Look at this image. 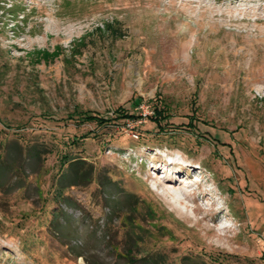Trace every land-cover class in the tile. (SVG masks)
<instances>
[{"label": "rangeland", "instance_id": "obj_1", "mask_svg": "<svg viewBox=\"0 0 264 264\" xmlns=\"http://www.w3.org/2000/svg\"><path fill=\"white\" fill-rule=\"evenodd\" d=\"M230 4L0 0V264L264 263V36L182 49Z\"/></svg>", "mask_w": 264, "mask_h": 264}, {"label": "bare ground", "instance_id": "obj_2", "mask_svg": "<svg viewBox=\"0 0 264 264\" xmlns=\"http://www.w3.org/2000/svg\"><path fill=\"white\" fill-rule=\"evenodd\" d=\"M261 1H264V0H231V4L224 9H218L217 7H214V6H206L203 8L201 7L202 9L198 12L199 14H197V16H198L197 18H199L197 21L198 25L197 26H193V25L190 26L189 24H187V30L184 32V35H183L187 39V41L182 46L183 51L187 50L189 47L197 46V40L196 39L194 40L192 35L196 34L197 36H199V34L202 31H204V29L206 27L215 28L220 32L227 25H230V26L231 25H233V26L234 25H244L247 27V29L244 31H241V32L239 31L240 34H246L249 36L250 33H252V31H253L254 36L257 35L258 37L263 38V36H264V15L259 16L257 13L262 8V6L264 9V3L258 4L259 6L248 5V7H246V8H239L238 11L240 14H242V18H239L237 15H235V10H236L235 9V7H236L235 3L236 2H239V3L241 2L244 5H247L250 2H261ZM191 4L192 3H184L183 9H186V7L191 6ZM251 15H254V17H256L255 20H253L251 18ZM249 27H250V29H249ZM227 32H228V34H231V33L234 34L233 30H230V29ZM177 33L179 34V32H177ZM238 36H240V35L238 34ZM242 36H244V35H242ZM228 47H231V46L229 45ZM237 50H239V49H237ZM243 51H246V49ZM240 53H242V52H240ZM241 55L243 56L244 54H241ZM174 169H175V167H174ZM178 169L181 170L182 168L178 167ZM167 176L168 175L165 176L164 183L162 184V192H164L167 197H170L172 199V201L176 204L184 205L185 209L188 208V205H187L188 201H192L194 203L197 202L198 198H196L194 196L196 194V191H194V189H192L191 185H185V187H182L181 182H179V180H177V177L175 176V174H173V177L175 179H172V178L169 179ZM205 196H206V194L203 197H205ZM204 199H206V198H204ZM189 206H191V205H189ZM192 208H193V206H192ZM192 211H193V214L194 213H200V214L203 213V216L201 217V219H199V218L196 219L197 224L204 227V229L207 228V230L210 231L212 228L209 229L208 220L209 219L215 220L216 218H218L217 214L221 211V208L214 202V203H211L207 207H204L203 205L198 204V206L195 207V209L193 208ZM193 216H195V215H193ZM196 221H195V223H196ZM220 230L224 231L226 229L223 228Z\"/></svg>", "mask_w": 264, "mask_h": 264}, {"label": "trees", "instance_id": "obj_3", "mask_svg": "<svg viewBox=\"0 0 264 264\" xmlns=\"http://www.w3.org/2000/svg\"><path fill=\"white\" fill-rule=\"evenodd\" d=\"M25 9H21L20 11H18V12H15L14 14H17V13H19V12H21V11H24ZM118 113H120V111H118ZM118 116H123L122 118H126V117H131V116H133L132 114H129V113H125V112H123V115L121 114V115H118ZM134 118H137V116L136 117H134ZM139 118V117H138ZM138 118H137V120H138ZM153 117H151V119H152ZM140 119V118H139ZM159 119V118H158ZM161 119V118H160ZM165 119H167V116L166 115H164V117H162V119L161 120H155L154 122H156L157 123V125H159V126H162L163 125V121ZM152 120H154V119H152ZM81 176H82V173H81ZM80 177V176H79ZM83 177V176H82Z\"/></svg>", "mask_w": 264, "mask_h": 264}, {"label": "built area", "instance_id": "obj_4", "mask_svg": "<svg viewBox=\"0 0 264 264\" xmlns=\"http://www.w3.org/2000/svg\"><path fill=\"white\" fill-rule=\"evenodd\" d=\"M264 264V263H263Z\"/></svg>", "mask_w": 264, "mask_h": 264}]
</instances>
